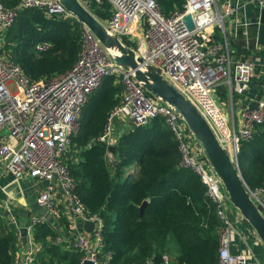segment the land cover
I'll return each mask as SVG.
<instances>
[{"label": "built area", "instance_id": "1", "mask_svg": "<svg viewBox=\"0 0 264 264\" xmlns=\"http://www.w3.org/2000/svg\"><path fill=\"white\" fill-rule=\"evenodd\" d=\"M80 1L92 12L94 5L109 3L111 14L99 18L122 40L128 39L147 63L157 67L198 106L240 168L242 141L251 140L256 126L264 122V45L259 42L264 0H185L181 9L168 15L157 0ZM250 4L258 8L252 14L247 11ZM27 8L42 10L48 16H72L60 0H20L13 8L0 0V164L15 179L46 182L37 195L38 204L46 206L54 219L66 215L69 220L64 228L67 232L59 234L54 242L65 249L82 250L83 261L89 258L94 264H109L112 257L111 252L103 253L104 220L100 213H91L84 205L66 160L73 136L82 127L84 106L106 77L115 75L123 83V99L110 113L100 139L113 147L118 138V121L148 125L156 118L164 119L180 141L181 165L200 176L223 223L218 264H249L255 255L252 246L242 251L234 249L240 234L232 221L237 209L228 200L227 191L207 163L192 131L178 113L149 95L132 72L117 66L88 27L83 28L82 50L75 65L51 77L33 80L10 52L1 51L6 31L20 10ZM187 15L192 16L193 28L188 26ZM251 27L257 28L254 47L248 37ZM241 37L245 47L251 49L248 55L238 56L231 47ZM50 45L47 40L36 43L40 50ZM225 83L240 92L253 91L254 84L258 86L259 92L250 98V103L257 101L256 107L241 109V127H230L223 114L219 88ZM108 156L110 161L114 159L111 148ZM249 190L264 211V187ZM88 220L95 224L91 232L83 228ZM50 221L46 215L30 219L26 249L17 264H36L39 244L34 239V229ZM54 226L60 227L58 223ZM169 261V255L164 254L159 264ZM142 264L158 263L150 257Z\"/></svg>", "mask_w": 264, "mask_h": 264}, {"label": "trees", "instance_id": "2", "mask_svg": "<svg viewBox=\"0 0 264 264\" xmlns=\"http://www.w3.org/2000/svg\"><path fill=\"white\" fill-rule=\"evenodd\" d=\"M2 1L10 8L20 2ZM157 1L167 15L185 3ZM93 12L102 19L109 16V3L94 5ZM83 28L73 16H48L39 9H22L6 31L1 51L10 52L33 80L51 77L77 62ZM43 40L51 45L40 50L36 43ZM123 41L131 45L128 39ZM244 44V37L235 42L238 56L250 53ZM123 93L121 80L107 76L84 106L82 127L73 136L66 160L84 205L104 220L103 253H112L109 264H142L150 257L159 264L164 254H171L169 264H218L223 223L200 176L181 165L180 141L164 119L156 118L148 125L133 123L118 136L113 149L100 139ZM239 161L248 186L264 187V122L256 126L251 140L242 141ZM145 199L149 202L141 216L140 205ZM56 223L60 227L54 226ZM68 225V217L62 215L35 226L34 239L39 244L36 264H83L82 250L65 249L54 242L61 227ZM19 234L0 220V264H17Z\"/></svg>", "mask_w": 264, "mask_h": 264}, {"label": "water", "instance_id": "3", "mask_svg": "<svg viewBox=\"0 0 264 264\" xmlns=\"http://www.w3.org/2000/svg\"><path fill=\"white\" fill-rule=\"evenodd\" d=\"M60 2L73 17L77 18L97 36L109 51L117 66L132 72L149 95L180 115L200 143L207 163L221 180L227 191L228 200L253 227L264 245V211L253 199L249 186L242 175L241 169L233 159L229 148L222 144L211 123L198 106L157 67L147 63L134 47L126 44L118 34L107 27L80 0H60ZM185 19L188 26L193 28L194 21L192 16L187 15ZM207 31L210 32L209 30ZM259 42L264 45V9L261 12ZM254 87H257V84H254ZM256 105V100L250 104L251 107H256ZM14 182L16 185L20 184L19 179H14ZM13 197L18 198L15 195ZM20 201L24 202L25 198L22 197ZM148 202L149 199H145L140 205L141 216H143ZM33 213L46 215L49 220L54 219L53 214L48 211L47 207L38 204L37 200L31 203L30 209L23 207L18 209V215L21 217L30 218ZM94 226V222L88 220L84 222L83 228L87 232H91ZM19 231L23 241L27 243V225L23 224L20 226ZM83 264H94V262L87 258L83 261Z\"/></svg>", "mask_w": 264, "mask_h": 264}, {"label": "crops", "instance_id": "4", "mask_svg": "<svg viewBox=\"0 0 264 264\" xmlns=\"http://www.w3.org/2000/svg\"><path fill=\"white\" fill-rule=\"evenodd\" d=\"M254 6L255 5L253 4L248 5L247 11L252 14L253 9H258ZM231 47L235 50V52H239L237 46H235V42H232ZM258 92V86L254 88V91L249 90L246 92H240L235 87H232L229 83L221 85V106L223 114L227 118L230 127L243 126L244 121L241 117V109L250 105L251 96L257 95ZM222 95H224L223 100ZM132 125L133 123L129 122L128 120L118 121V132L121 134L123 131L131 128ZM14 179L15 177L13 174H11L7 169L3 168V166L0 164V220L5 222L10 228L19 231V227L23 224L27 225L30 219L36 216V214L33 213L30 218L21 217L18 215V209L20 207L30 209L31 203L36 200L39 192L46 187V182L31 178H24L20 179L19 185H16ZM13 195L17 196L18 198H14ZM22 197L25 198L24 202L20 201ZM9 207H12L13 211L9 212ZM232 221L240 232L236 238L234 249L236 251H242L247 247V245H251L255 255L249 261V264H264V245L253 227L237 210L233 212ZM65 227L66 226L61 227L59 234L67 232V230H64ZM25 249L26 243L23 241L22 237H20L15 251L17 260L23 256Z\"/></svg>", "mask_w": 264, "mask_h": 264}, {"label": "rangeland", "instance_id": "5", "mask_svg": "<svg viewBox=\"0 0 264 264\" xmlns=\"http://www.w3.org/2000/svg\"><path fill=\"white\" fill-rule=\"evenodd\" d=\"M256 35H257V28L256 27H251L249 28V34H248V37L250 38L251 40V47H254L255 45V38H256ZM223 85V84H222ZM219 98H220V102H221V95H220V89H219ZM223 97L224 95H222V100H223ZM222 105V103H221ZM129 122H131L129 120ZM132 123V122H131ZM120 135V133H118V136ZM168 255V254H167ZM171 256V254L169 255V257ZM171 258V257H170Z\"/></svg>", "mask_w": 264, "mask_h": 264}]
</instances>
